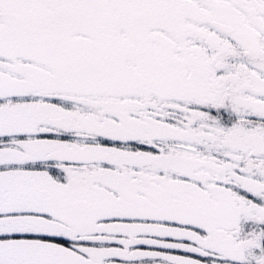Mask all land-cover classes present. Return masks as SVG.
Wrapping results in <instances>:
<instances>
[{
	"label": "snow or ice",
	"instance_id": "6c2138e0",
	"mask_svg": "<svg viewBox=\"0 0 264 264\" xmlns=\"http://www.w3.org/2000/svg\"><path fill=\"white\" fill-rule=\"evenodd\" d=\"M0 264H264V0H0Z\"/></svg>",
	"mask_w": 264,
	"mask_h": 264
}]
</instances>
